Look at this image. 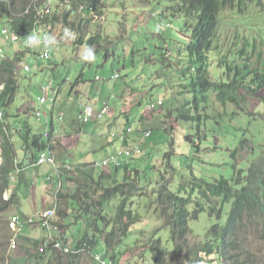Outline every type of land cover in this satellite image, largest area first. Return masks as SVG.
I'll return each mask as SVG.
<instances>
[{"label":"rangeland","instance_id":"374dc122","mask_svg":"<svg viewBox=\"0 0 264 264\" xmlns=\"http://www.w3.org/2000/svg\"><path fill=\"white\" fill-rule=\"evenodd\" d=\"M104 3L105 14L94 19V21H104L103 24H90L92 32L100 33L106 39L103 40L102 50L95 51L96 58L92 62L82 60L88 45H74L71 38L57 32L56 29L49 34L55 37L60 44L55 50H50L51 55L48 57L53 56L58 62H56V66L46 70L40 67L44 64L38 57L43 47L29 48L25 46L24 40L28 34L23 35L22 41L3 46L6 58H11L16 53H20L23 55L22 63L30 66V70H24L22 63L18 65L17 80L19 85L13 95L15 106H11L9 109L10 112L16 113V117H8L7 122L18 125L27 119L28 122L31 121L29 124L33 132L43 133L45 127L40 124V121L44 120L45 113L52 108L53 103L55 117H57V113L61 112L64 121H72L81 105L85 103L93 105L99 103L101 98H107L110 103L108 112L114 115L115 127L118 132L123 131L126 123L130 125L132 131H137L133 135V139L128 140L129 142L139 140V135L142 134L138 131L139 129L143 131L145 127L151 126V130H153L151 137L142 140L143 147L146 150L151 149V153L144 156L143 162L138 158L131 159V167L128 168V170L138 169V174L143 176L141 182L145 185L139 184L142 187L139 192L146 191L148 188V195L157 189V182L162 176L167 178L169 189L177 191L182 181L189 185L192 175L212 180L220 176L231 178L235 167L236 169L243 168L246 171L250 161L264 149V99L262 98L264 89L258 91L257 99L251 98L249 102L242 103L248 112L244 110L238 115L235 110V103H227L224 112L227 119L222 120L229 123L227 132L224 131L226 129L225 124L216 125L212 117L202 121L179 119L177 111L179 104L184 99H193L191 92L185 91L182 87L183 83H189L187 73L185 72L183 75L181 70L182 67L187 66L186 56L180 58L185 65L180 60L175 61L176 63L173 62L179 58L177 55L181 54L184 44L188 41V36L183 34L187 33L184 30L183 18L164 14L167 0H104ZM250 7L246 11L248 21L241 20L240 23L238 16L232 9L227 8L221 11L218 39L223 44L224 51L227 47L234 45L233 47L236 49L239 45L235 42L236 39L232 38L233 36L239 38L241 43L243 39L247 40L246 37H250L249 44H256L258 50L264 51V5L252 4ZM111 46L112 48H109ZM93 47L95 49V46ZM106 48L113 55L106 57L108 54ZM167 52L168 54H166ZM229 57L232 58V54ZM213 59L214 57L211 60ZM113 73L118 74L110 80L114 85L115 93L109 95L101 84L103 80H108ZM95 75H99L100 80H94ZM221 75L216 61H214L210 67L209 76L216 81L220 80ZM78 76L84 79L80 83L76 81ZM61 78L65 79L57 93L53 90L50 92V88L58 86ZM89 87H91L90 91L86 94ZM130 88L141 91L142 95L139 96L141 103L137 106L132 104L137 95L121 96L118 94V92ZM189 88L187 86V89ZM41 96H45L44 103L39 101ZM51 97H56L54 102L50 100ZM210 97L215 106V109L210 108V110L212 112L224 111V106L216 101L213 95ZM153 103L156 104L154 117L151 116L152 112L147 109V105ZM34 107L40 111V118L28 114V110H33ZM192 111L195 110L192 109ZM250 111L252 113H249ZM141 112L147 116L148 121H143L140 124L137 116ZM167 112H170V115L165 116ZM105 117L103 115L95 121H106L107 117ZM165 118L168 120V124L172 126L171 134L159 126V121H164ZM198 127L202 130L201 136L205 132L206 137L202 138L203 150L195 152L194 144L186 135L191 133V137L197 143L196 131ZM11 137L14 138L15 136L11 135ZM242 137H248L252 141L253 149L245 160L240 162L238 160L239 163L235 164L230 156L229 148L233 149L238 139ZM106 138L109 142L110 151H114L118 156L121 155L120 158H127L126 150L120 146L121 142L115 136L107 133ZM13 140L12 143H15L17 153H19L18 140L16 137ZM214 145L220 147L212 150ZM107 152L104 151V154ZM83 173L84 181L82 182L86 184L85 189L94 188L97 181L89 173L85 171ZM134 177L137 178L138 176ZM114 179L119 181L120 176L114 175ZM154 191L144 199L137 192V196L133 200V207L134 211L141 216L140 222L136 223L129 231L130 236L125 241L126 247L123 245L124 247L118 250L121 256L116 263L111 260V255L115 252L104 254L109 259V264H189L187 259L192 253H187L186 248H183L179 255L173 254L174 248L170 239V231L168 228H161L162 222L157 220L159 208L157 211L156 208L153 209L152 201L156 198ZM186 191L189 192V187L186 188ZM7 193H4L3 197H6ZM184 194L186 193L184 192ZM24 195L27 193L25 192ZM116 199L117 197L112 198L107 204L104 213L105 221L113 218V207L117 202H115ZM150 202L152 207L147 205ZM89 210L92 212L93 206H90ZM228 210L229 204L224 208L220 223L225 221ZM101 211L103 213L104 209ZM11 212L8 210V213ZM0 213L3 212L0 210ZM151 214L152 219L149 220L148 217ZM78 218H81L80 221L82 220L80 215L76 217V222H79ZM5 220V217L0 215V234L5 226ZM215 222H217L216 218L209 216L206 208V211H202L197 219L189 221L188 225L193 233L190 232L187 241L198 240L199 237L197 236L204 237L208 228ZM79 224L80 227L81 225L84 226L83 221ZM36 229L40 233L42 231L46 233V230L40 226ZM91 229L94 230L92 227ZM261 230L262 228L250 227V231L247 233V242L253 245L254 254L259 263L264 264V235L259 236L258 234ZM8 231L12 235L11 230ZM84 234L85 231L82 235ZM70 238V243L75 244L74 239L76 237L71 236ZM156 239H160V242L155 241ZM114 245L117 248V245ZM107 248L110 249V246L108 245ZM32 250L37 253L38 246L32 247ZM96 251L100 252V249L97 248ZM18 254V249L13 251L9 248V255L13 259ZM67 257L68 255H61L57 259L68 263ZM76 261L73 264H99L94 260L93 255L87 252L80 254Z\"/></svg>","mask_w":264,"mask_h":264},{"label":"trees","instance_id":"16d2710c","mask_svg":"<svg viewBox=\"0 0 264 264\" xmlns=\"http://www.w3.org/2000/svg\"><path fill=\"white\" fill-rule=\"evenodd\" d=\"M252 4L263 6L264 2L263 0H167L164 14L182 17L184 30L187 32L183 34L188 36V41L184 44L181 54L177 55L179 58L174 56L176 60H173V62L179 61L180 58L186 56L187 66L182 67L181 70L183 75L185 72L187 73L189 83H183L182 87L191 92L193 97L192 100L184 99L177 107L179 119L202 121L212 117L216 125L225 124L224 131L227 132L229 123L222 121L227 119V115L224 114L227 103H235V110L239 115L244 110L247 111L242 103L249 102L251 98L257 99L258 91L264 89V51L258 50L256 44L250 45V37H246L247 40L243 39L241 43L240 39L234 36L232 38L236 39L235 42L239 45L236 49L233 45L224 51L223 44L218 39L221 11L227 8L232 9L238 16L239 23L241 20L247 22L246 11L251 8ZM104 9V0H0V23L18 34V38L13 42L22 41L23 35L34 32L52 33L56 29L57 32L65 35V29H71L78 35L77 39H72L74 45L84 43L91 45L106 40L100 35L86 37L88 27L94 17L92 11L101 15ZM43 50L44 48L41 51ZM231 54L232 58L229 57ZM212 57H214L213 60H211ZM5 58L6 56H0V85L3 84L0 93V107L4 111V118L16 116V113L13 114L9 109L14 103L13 95L19 85L17 69L23 61V55L16 53L11 58ZM43 59L45 65L43 70L56 66V62H58L54 61L52 57ZM180 61L182 62V60ZM214 61L219 68V73L222 74L220 80L216 81L209 76L210 67ZM64 79H60L59 86ZM187 86L190 88L187 89ZM211 95L224 106V111L212 112L210 110V108L215 109ZM262 98L264 99V95ZM8 128V133L5 129H0V210L3 212L0 215H3L8 223L6 228L5 220V226L0 234V264H32L27 260L33 256L36 264H73L77 262L76 258L79 255L67 254L68 263L54 258H48L46 263L39 262L46 258H44V253L38 250L37 253L31 255L25 253L27 262L17 263L16 259L14 260L9 255L12 235L8 231L10 230L9 218L8 212L5 211L11 205L18 204V183L11 180L16 170V149L14 143L9 140L12 133H9ZM16 132L22 143V150L30 159L36 157L40 150L50 147L51 133L50 137L47 135L44 138L42 133H35L25 127L16 128ZM201 132V128L198 127L196 131L197 143L194 142L191 133L186 135L194 144L195 152L203 150L202 138L206 137V134L204 132L201 136ZM219 147L214 145L212 150ZM252 149V141L248 137H242L238 139L233 149L229 148V151L231 158L237 164L238 160L239 162L245 160ZM95 184L91 193H81L77 189L78 193L71 195L75 199L83 198L84 207L82 209L88 213L86 228L91 229V226L94 228V232H86L75 245L89 247L90 250L100 243L105 246L114 244L123 246L130 236L129 231L136 223L140 222L141 216L134 211L133 200L137 196V192L142 190L139 184L141 186L145 184L139 182L132 175L123 181H117L114 179V175L106 174L104 176L103 173L99 175ZM10 186L12 190L8 198L5 199L3 194ZM79 187L81 186L78 185ZM187 187H189V192L186 191ZM148 190L146 188V191L139 192L142 199L149 197L154 191L147 195ZM97 191L101 193L95 198L93 195ZM154 192L156 198L152 201L153 209L156 208L157 211L159 208V217L156 215L157 220L162 222L161 228H168L170 231L174 255L181 254V250L186 248L187 253H192L187 259L189 264H260L254 254L253 245L247 242V233L250 231V227H255L262 228L258 232L259 236L264 235V149L250 161L246 171L243 168L236 169L235 167L231 178L220 176L207 180L192 175L189 185L182 181L178 190L172 191L169 189L167 178L162 176L158 180L157 189ZM58 197L61 198L63 195L58 194ZM115 197H117L115 200L117 202L113 207V218L105 221L106 217L101 209ZM152 203L147 205L152 207ZM228 204L229 210L225 221L220 223L224 208ZM90 206H93L92 212L89 210ZM206 208L209 216L216 218L217 222L208 228L204 237L197 236L198 240L187 241L188 235L192 232L188 225L189 221L197 219L202 211H206ZM56 215H61L59 209H57ZM12 216L17 217L15 214L9 217ZM148 219H152V214ZM60 240L65 243L61 238ZM155 241L160 242V239ZM36 245L38 243H34L31 249ZM117 256H121V253L115 252L111 255V260L115 263Z\"/></svg>","mask_w":264,"mask_h":264},{"label":"crops","instance_id":"0c3cea01","mask_svg":"<svg viewBox=\"0 0 264 264\" xmlns=\"http://www.w3.org/2000/svg\"><path fill=\"white\" fill-rule=\"evenodd\" d=\"M52 59L56 61L53 56ZM40 67H44V65ZM90 88L91 87L87 88L86 94L90 91ZM102 88L106 89L105 86H102ZM58 90L59 89L56 90V93ZM55 99L56 97H54V101ZM100 106L101 100L99 103L93 104V117L95 120H98ZM54 109L55 106L53 103L52 108L46 112L44 120L40 121V124L43 125L45 129L52 130L51 132L55 142L52 151L59 171L50 163L36 165L33 162L34 160H29L28 155H24L22 150H20L17 155V162L20 164V167L14 174L16 175L15 182L18 183V204L9 208V211L12 212L8 213V218L18 213L21 218L30 217L31 221L34 222L21 226V228L17 229L19 233L17 232L15 236L14 233H12L10 245L12 248L10 249L13 251L18 249L19 254L14 258L17 263L20 261L25 262L27 260L25 253L27 252V254L30 255L33 254L34 251H31V246H33L34 243L41 242L44 238L45 233H43V231L40 233L36 229V227H38L36 221L38 213L45 208L57 206V209L61 211V215H56L55 219L59 225L57 226L58 231L56 236L61 238L67 245L71 244V236L76 237L74 243L77 242L79 237L86 230V227L82 225L80 227L79 224L83 218L86 217V212L82 209L84 207L83 198L75 199L71 196L78 193V185L75 181L76 174L80 179H83V171H85L89 173L95 181L98 180L102 169L93 168L91 165L112 152L110 151L106 134L111 131H118L115 127L116 121L114 115L109 121L108 119L110 117L108 116L106 121L94 120L84 125L78 120L77 114L72 118V121H64L63 113L61 112L57 113V117H55ZM76 113H78V111ZM59 116L63 118L59 119ZM29 122L31 123V121ZM29 122L26 121L25 124L30 126ZM121 147H123V145ZM104 151H108L107 154H104ZM120 161L122 162L124 159L120 158ZM65 166H69L71 169L66 170ZM111 171L114 173V167ZM116 173L120 174L118 170ZM79 191L81 193H91L92 189L80 188ZM25 192L27 195H24ZM58 194L63 195V197H58ZM98 194L99 191L94 194V197ZM106 208L107 206L104 205L102 208L104 212H106ZM75 215H81L82 220L80 221L81 218H78L79 222H76V219L73 218ZM29 258L30 260H27L28 262L36 264L34 262V256ZM44 261L45 260L39 262L43 263Z\"/></svg>","mask_w":264,"mask_h":264},{"label":"clouds","instance_id":"9594fccd","mask_svg":"<svg viewBox=\"0 0 264 264\" xmlns=\"http://www.w3.org/2000/svg\"><path fill=\"white\" fill-rule=\"evenodd\" d=\"M92 14L94 15V17H93V20H92L91 23H100V24H103L104 21H102V20L94 21V19L96 17H98V16L104 15L105 12H103L101 15H98V14L95 13V11H92ZM5 27H7V26H5ZM91 30L92 29H90V25H89L88 31H87V34H86V37L89 36V35H100L102 38H104V36L102 34H100V33H94ZM65 36L68 37V38H71L73 40L77 39V37H78V35L75 32H73L71 29H65ZM103 42H100V43H97V44H91V45L84 43V44H86L88 46H86V48H85V53L82 56V60L87 61V62L94 61L95 58H96L95 51L102 50V46L104 44ZM108 43H110V41H108ZM24 44H25L26 47H29V48H40V47H43L44 49L49 50L48 56H50L51 55L50 50H55L60 43L58 42V40L55 37H53L49 33H45V32L37 33V32H34V33H31V34H28L25 37ZM93 46H95V49H94ZM109 48H112V46L109 47ZM106 50L108 52V54H107L106 57H110L111 55H113V54H111L109 52V50L107 48H106ZM41 52L42 51H40V53ZM166 54H168V52ZM47 57H43V58H47ZM43 58H40L39 57V59L41 61L44 60ZM116 75H117V73H113L112 75H110V78L108 80H103L102 81V84L101 85L106 87V89H104V90H106L109 95H111L112 93H115L114 85L110 82V80H112ZM79 80L80 81H83L84 79L82 77L79 78V76H78V80H76V81L79 83ZM94 80H100V76L99 75H95L94 76ZM59 88H60L59 85L56 86V87H52V88H50V92H51V90H53L56 93V90L59 89ZM2 89H3V85L0 88V93H1V90ZM118 94H120L121 96H129V95L135 94V95H137V97L133 100L132 104L137 106V105H139L141 103V98H139V96L142 95V94H141V91L140 90H136V89L134 90V89L130 88L129 90L121 91L120 93L118 92ZM50 100L52 102H54V97H51ZM138 101H139V103L137 104ZM86 105H88V106L91 107V109H92V115H91V118L87 122H84L79 117V113H80V111H82V108L84 106H86ZM11 106H15V104L13 103ZM108 107H109V101H108V99L107 98H102L101 99V106H100V109L98 111V118L102 117L103 115H105L106 117L109 116L110 117L109 119L112 118L113 114L108 112V109H109ZM93 109H94V107H93L92 104L85 103L84 105H81L79 107V110H78V113H77L78 120L82 124H84V125L88 124L91 121H94L95 118L93 117ZM147 109L152 112L151 116L154 117L155 116V112H156V104H149V105H147ZM0 111L2 113V118L0 120V129L3 128L8 133L7 127H9L8 128L9 129V133H12L11 135H14L16 137V139L18 140L19 146H20V150H22V148H21V146H22L21 144L22 143L19 140V138L17 137L16 128H19V129L21 128L22 129L23 127H25V129L26 128H29V129L32 130V128L29 125H26L25 124L26 121H28V120L25 119L26 121H22L18 125H13V124L7 122L8 121V119H7L8 117H5L4 118V111L2 110L1 107H0ZM12 113L14 114L15 112L13 111ZM28 114L29 115L31 114L32 116H36L37 118H40L41 117L40 111L38 109H35V108H33V110H28ZM163 114H164V112H163ZM167 115H168V113L165 116H167ZM10 117H12V116H10ZM12 118H14V117H12ZM62 118H63L62 116H59V119H62ZM137 118H138L140 124L143 121H148L147 120V116H145V114L143 112L138 113ZM159 126L164 131L168 132L169 134L172 133V126H170L168 124V120L166 118H165L164 121H159ZM150 127L151 126L145 127L143 131L139 129L138 131H141L142 132V134L139 135V140L138 141H131V142H129L128 140L133 139V135L137 131L136 130L135 131H132L129 124L126 123V125L123 128V131L122 132L111 131V134L110 135L115 136L121 142V146L123 145L122 148H124L126 150L127 158H123L124 161L121 162L119 160L120 159V156H118L114 152H111L110 154L104 156L103 159L98 160V161H95L91 166L93 168L102 169L101 172H100V174L103 173L104 176H106V174H112V175H118V176H120V180L119 181L124 180L125 178L129 177L130 175H132V176H136L137 175L138 176L137 179L139 180V182H141V180H143V176H141V175L138 174V172H137L138 169L128 170V168L131 167V165H130V160L131 159H137L138 158V159H141V161L143 162V160L145 158L144 156L145 155L147 156V155H149L151 153V151H152L151 149L146 150V148H144L143 145H142V140L143 139H146V138L151 137L152 130H151ZM169 130H171V131H169ZM51 131H52L51 129H47L46 128V129H44V131L42 133L44 138L47 137V135L50 137V133H51V137H50V147H47L45 149L40 150L38 152V154L36 155V157H34L33 159H30L29 156H28V159L31 160V161L34 160L33 162L36 165H41L43 163H50V164H52L54 166V168L57 171H59L58 165H57V162H56V159H55L54 154H53V151H52V149H53V147L55 145V142H54L53 135H52V132ZM147 132H149L148 135H146ZM11 135H10V139L9 140L10 141H14L13 139L15 137L12 138ZM120 137H121V139H120ZM14 146H15V143H14ZM15 149H16V146H15ZM23 153H24V151H23ZM41 154H46L47 156H49L50 158H52L53 161L52 162H50V161L40 162L39 158H40V155ZM17 155H18L17 150H15V163H16L15 168H16V170L14 172H16L17 169L20 167V164L16 160L17 159ZM24 155H26V154L24 153ZM0 161H1V158H0ZM113 167H114V173H112V171H111V169ZM116 168H119V169H116ZM65 169L66 170H70L71 167L65 166ZM117 170L120 172V174H117L116 173ZM15 176L16 175L13 174L12 177H11V180H14L15 181ZM75 181L77 182V185H82L79 188L77 187L78 189H80V188L85 189V185L86 184L82 182L84 180L83 179H80L77 174H76V177H75ZM11 190H12V187L10 186V188L6 191L8 193H7V196L4 197L5 199L8 198ZM93 190H94V188H92V191L91 192H93ZM100 193L101 192L99 191V194ZM97 196L95 198H97ZM93 197H94V195H93ZM12 206H14V205H11L10 207H12ZM105 206H107V205H105ZM49 208L50 209H54V214L50 218V223H51L52 228L51 229H46V228L42 227V225L40 223V213H42L45 209H49ZM45 209L41 210L38 213V215H37L38 217H37V221H36L37 223L36 224L38 226H40L41 228H43L44 230H46V233H45V236L42 239V241L39 242L38 245H36V246H38V251L39 252H43L44 253V258H46V260H45L46 262H47V259L48 258H50V259H53V258L54 259H57L56 257L59 258L61 255H65L66 256L67 254H70V253L75 254V255H80V254H83V253L87 252V253L93 255V258H94V260L97 263H99V264H109L108 263L109 259L104 254L110 253V252H117V253H119L118 250H120L121 248H123V246H121V245H117V248H115V245H112V246H110V249H108L107 248V245L105 246L103 243H100V244H97L96 247H94V249L90 250L89 247H84V246L77 247L75 244H73V245L70 244L71 245L70 246V245H67L66 243H62L61 240H60V238L58 236H56V233L58 231V227L57 226H59L57 224L56 220H55L56 219L57 206H52V207H48V208H45ZM104 213L105 212H103V214ZM15 215H17L19 218H21L18 213L15 214ZM12 217H15V216H12ZM12 217H9V228L12 231V233H14V236L18 232L17 229L21 228V226H23L25 224L34 223L33 221H31L30 217L21 218V219H18V221H12ZM76 217H78V215H75L73 218L76 219ZM87 217H88V213H86V217H84L83 220H82L85 227H86V224L85 223H86V218ZM86 232H90L91 233V232H94V230L87 229L86 228L85 233ZM80 237H79V239H80ZM79 239L77 240V242L79 241ZM54 242H60V243H62L64 245V247L68 248V250L67 251L66 250H62V251L55 250L53 248ZM44 244H45V246H44ZM10 245H11V242H10ZM10 248H12V247H10ZM40 248H43V250L41 251ZM97 248L100 249V252L96 251ZM34 253H35V251H34ZM119 259H120V256H117L116 262ZM20 262H22V261H20ZM25 262H27V261H25Z\"/></svg>","mask_w":264,"mask_h":264},{"label":"built area","instance_id":"2783aa9c","mask_svg":"<svg viewBox=\"0 0 264 264\" xmlns=\"http://www.w3.org/2000/svg\"><path fill=\"white\" fill-rule=\"evenodd\" d=\"M18 38V34L16 32H14L13 30H11L8 27L2 26V28L0 29V56L5 57L6 54L3 51V46L7 45V43L9 42H13ZM40 58L43 56L47 57L48 56V50L44 49L41 53H39L38 55ZM23 64V69L24 70H30V66L27 65L26 63H22ZM2 87V85H0V88ZM46 90V89H45ZM45 96L40 97L39 101L40 103H44L45 102ZM92 115V109L90 106L86 105L82 108V111H80L79 113V117L82 119V121L87 122ZM2 118V113L0 111V120ZM149 132L146 133V135H148ZM121 139V137H120ZM40 162H44V161H50L52 162L53 159L50 158L49 156H47L46 154H41L40 158H39ZM54 214V209H45L42 213H40V223L42 225V227L46 228V229H51V223H50V218L53 216ZM18 217V216H17ZM17 217H12V221H18ZM46 244V243H45ZM44 244V246H45ZM53 248L57 251H62V250H68V248L64 247V245L60 242H54L53 244ZM40 250L42 251L43 248H40Z\"/></svg>","mask_w":264,"mask_h":264},{"label":"bare ground","instance_id":"6f19581e","mask_svg":"<svg viewBox=\"0 0 264 264\" xmlns=\"http://www.w3.org/2000/svg\"><path fill=\"white\" fill-rule=\"evenodd\" d=\"M118 75V74H117ZM110 104V103H109ZM154 104V103H153ZM35 108V107H34ZM94 111V110H93ZM97 114V113H96ZM37 118V117H36ZM104 118V117H103ZM106 118V117H105ZM97 119H100V118H97ZM141 130V129H140ZM153 131V130H152ZM141 132V131H140ZM111 134V132L109 133ZM122 149V148H121ZM122 151V150H121ZM114 152V151H113ZM125 152V151H124ZM121 154V153H120ZM124 155V154H123ZM121 156V155H120ZM126 156V155H125ZM120 160V159H119ZM46 232V231H45ZM19 233V232H18Z\"/></svg>","mask_w":264,"mask_h":264}]
</instances>
